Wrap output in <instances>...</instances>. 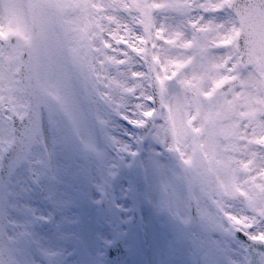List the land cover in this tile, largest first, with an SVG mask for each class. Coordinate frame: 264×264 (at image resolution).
<instances>
[{"label": "snow or ice", "instance_id": "snow-or-ice-1", "mask_svg": "<svg viewBox=\"0 0 264 264\" xmlns=\"http://www.w3.org/2000/svg\"><path fill=\"white\" fill-rule=\"evenodd\" d=\"M113 118L174 155L171 204L264 244V0H0V264H113L80 228L108 149L136 155ZM35 195L59 221L24 217Z\"/></svg>", "mask_w": 264, "mask_h": 264}, {"label": "rangeland", "instance_id": "rangeland-1", "mask_svg": "<svg viewBox=\"0 0 264 264\" xmlns=\"http://www.w3.org/2000/svg\"><path fill=\"white\" fill-rule=\"evenodd\" d=\"M116 121V122H115ZM112 125L113 127L109 129V131L112 133V135L117 136L116 134L121 133L122 131H125V129L123 128L122 125H120L117 122L116 118L112 119ZM120 125V128L117 130V124ZM127 130H131V126H124ZM115 133V134H114ZM121 138V137H120ZM121 140L125 143H128V145L130 147H132L133 145L129 143V139L127 140H123L121 138ZM132 142L134 143V140L132 139ZM151 143H153V141H151ZM155 143H157L155 141ZM109 152V149H108ZM109 159L115 163V159L112 157V155L109 152ZM133 168V167H132ZM132 168H127L123 174L121 173V179L120 177L117 178V182L115 184L114 189H112L111 191H113L112 194H117L118 198L115 200H109V207H114L115 202L123 204L125 209L129 206L130 207V203L132 201L131 198V193H130V186L134 185L131 181V178L136 175L137 172H133ZM151 172H153V168L150 165V163L148 161L144 162V170L142 172V174L147 178L151 175ZM141 173V172H139ZM96 180H99L100 177L97 174L95 176ZM146 185V190L149 192H154L155 188L151 183H147ZM167 186H169V182L164 184V187L166 188ZM60 190H64V186L61 185L59 186ZM50 197L55 198L56 193L52 192L49 193ZM23 204L25 205L27 211L24 213V217H30L32 214H35L37 217L42 216V215H52L55 217V219L57 221H59L60 216L58 213L53 212L52 209V205L49 203H46L45 200L39 196V195H35L32 196L30 198H25L23 200ZM106 206L108 207V205L106 204ZM113 211H111L109 209V212L111 214V219H114L113 221H111L112 225H116V227H118V229L120 231H122L123 227L121 225H123L125 223V230L123 231H130V232H135L134 229H136V227L133 229L129 223H128V215H126L124 217V221L123 224L118 225L116 222V216L115 213H118L117 210L114 208L112 209ZM74 211H76L74 209ZM143 213L145 214L144 210ZM15 215V214H13ZM93 216V218H95V221H93V219L91 218ZM23 219L21 217H17L15 219H13L12 221L15 224H22L23 223ZM109 221V218L107 217V214L105 212V210H100L99 208H95L94 206L91 207H86L83 211V219H82V223L80 225V228H83L85 230H90V231H94L100 234H103V236L107 234V231L109 229H111L113 226H109L107 223ZM218 224L223 223L222 221H217ZM144 228L141 224L140 229H141V234L139 235V238L141 239L140 244H139V248H138V253L137 255H139V258L137 259V257L133 260L134 263L132 262H128V264H156L155 263V255L156 253L154 252V244H155V240L153 239V242H151L150 240V236L153 235L150 231V228L152 227V225H149V222H144ZM206 226L208 227L207 223ZM222 227H217L215 229L209 228V233L215 232L216 230H220ZM35 231L44 238H47L49 236L52 235L54 229L53 226L51 224H47V225H36L35 227ZM194 231H199V229L194 228L192 230V232ZM203 231V228L201 230ZM142 236V237H141ZM229 239H232L231 236H227ZM192 241L195 242L196 246L198 249L202 248V250L207 249L208 253H216L217 255H215V259L214 262L216 264H229V262H232L233 264H242L243 260L245 258V253L244 251L237 247H233L230 250H226L225 248L223 249L224 252H221L222 249L221 247L219 248V251H215L213 249H211V246L209 243H207L201 236H196V235H192ZM231 241V240H230ZM229 241V242H230ZM225 245V243H224ZM239 248V250H235ZM71 250V249H69ZM55 255V252H52ZM236 257V259H232L233 257ZM137 260V262H136ZM136 262V263H135ZM176 264H185L184 260H178Z\"/></svg>", "mask_w": 264, "mask_h": 264}, {"label": "flooded vegetation", "instance_id": "flooded-vegetation-1", "mask_svg": "<svg viewBox=\"0 0 264 264\" xmlns=\"http://www.w3.org/2000/svg\"><path fill=\"white\" fill-rule=\"evenodd\" d=\"M178 166H179L178 161L176 160L173 154L169 155V157L166 160H163L162 162L157 163L155 165V171L153 172L154 176L151 178V182L156 184V188L158 190L156 193L157 196L152 202V205H153L152 207L149 206V203L147 201H142L144 205L148 206L149 208H152L154 212H155V209L158 208L159 202L162 201V207L159 208L158 211L160 214H165L164 220L166 222V227L169 230H171L173 225L175 224L174 222H175L176 215L170 212H171L172 206L174 207L176 206L169 202L168 192L165 191L163 185L167 182H169V185L174 183V173L176 172V169ZM142 182H144V179L138 180L139 184H141ZM142 197H143V194H142ZM179 209L181 212L180 214H178V219H179V222L182 223L179 216L184 214L183 207L181 206L179 207ZM122 214H125V212L122 211ZM177 232H178L177 238H175L172 234L170 235L172 237V242L175 244L173 253H179L184 243L190 244L188 241L187 234L182 235L180 232V229L177 230ZM172 233L174 232L172 231ZM221 237L223 239V235H221ZM191 245L193 244H190V246ZM213 246H214L215 251H218V248L220 245H218L217 243H213ZM203 253H204L203 251L197 250L196 256L204 260Z\"/></svg>", "mask_w": 264, "mask_h": 264}, {"label": "water", "instance_id": "water-1", "mask_svg": "<svg viewBox=\"0 0 264 264\" xmlns=\"http://www.w3.org/2000/svg\"><path fill=\"white\" fill-rule=\"evenodd\" d=\"M5 181H0V199H2V195H3V184ZM4 221V210L3 207L0 206V222Z\"/></svg>", "mask_w": 264, "mask_h": 264}]
</instances>
